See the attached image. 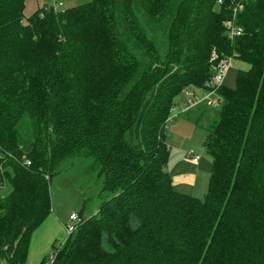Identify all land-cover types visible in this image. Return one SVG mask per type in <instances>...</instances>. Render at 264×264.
<instances>
[{"label": "trees", "instance_id": "16d2710c", "mask_svg": "<svg viewBox=\"0 0 264 264\" xmlns=\"http://www.w3.org/2000/svg\"><path fill=\"white\" fill-rule=\"evenodd\" d=\"M27 1L0 0V264H26L51 180L79 157L103 202L55 264H264V0H82L26 17ZM213 54L248 69L216 91L200 200L173 187L165 127L184 89L212 90Z\"/></svg>", "mask_w": 264, "mask_h": 264}, {"label": "rangeland", "instance_id": "374dc122", "mask_svg": "<svg viewBox=\"0 0 264 264\" xmlns=\"http://www.w3.org/2000/svg\"><path fill=\"white\" fill-rule=\"evenodd\" d=\"M55 3H62L61 9H66L81 4L82 0H28L25 15L28 17L36 10ZM246 69H248V65L245 63L232 60L222 85L227 88H234L238 72ZM182 94L177 99V104L180 105L186 101L188 94L195 96L199 103L184 114L177 113V106L172 110L171 117L165 127L168 144L172 149L168 169L171 172L180 169L182 162L184 163L188 157L187 154L199 155L202 158V168L198 174L197 191L194 192L185 186L174 189L180 193L199 197L202 200L208 187L206 170L209 168V172L211 170L210 166L206 167L205 170V165L207 166V162L208 165L211 163V158L205 150L204 142L208 136L209 125L213 120L218 119L220 107L213 106L209 102H202L204 95H209L210 99L216 100L217 96L214 93L198 90L193 94L189 88L184 89ZM102 188L103 179L100 176V169L90 158L79 157L64 163L61 172L52 178L50 184L53 215L62 225L67 227L72 223L70 221L72 214H83L85 217L96 214L103 202ZM10 190L8 183L4 187H0V197L7 196ZM44 229H46L45 233L49 231L47 227Z\"/></svg>", "mask_w": 264, "mask_h": 264}, {"label": "crops", "instance_id": "0c3cea01", "mask_svg": "<svg viewBox=\"0 0 264 264\" xmlns=\"http://www.w3.org/2000/svg\"><path fill=\"white\" fill-rule=\"evenodd\" d=\"M191 155L199 156L193 153H191L190 155L187 154L188 157H186L184 163L182 162L181 164L182 167L180 169L173 170L171 172L167 167V170L168 172L170 171L169 174L172 178V184L174 188L185 186L187 188H190V190H193L194 192H196L197 191L196 188L198 187V184H197V179L199 176L198 174L202 168V158H200L197 163H194L189 158V156ZM209 166L212 168V161L209 165L207 162V166L205 165V170H206V167H209ZM209 169L206 170L208 173V177L206 178L208 182H209L210 173H211V170L209 172ZM207 186H208V183H207ZM186 195L193 196L191 194H186ZM46 227L49 229V231L45 233L46 229L44 228ZM66 239H67L66 226L62 225L59 222V220L55 218L53 213H51V215L47 218V220L32 235L31 243L29 247V254H28L26 264H42L43 260L48 255H50L51 252L53 251V247L55 245L57 246L65 242Z\"/></svg>", "mask_w": 264, "mask_h": 264}, {"label": "built area", "instance_id": "2783aa9c", "mask_svg": "<svg viewBox=\"0 0 264 264\" xmlns=\"http://www.w3.org/2000/svg\"><path fill=\"white\" fill-rule=\"evenodd\" d=\"M52 6H53V9L55 11H59V9L61 10V8L63 7L62 3H59V4L55 3ZM239 9H241V6L235 7L234 12H233V14H234L233 19H230L224 23V27L226 29L227 37L231 41H233L235 38L241 36L243 33V30L241 28H239L235 22V16H236V13L238 12ZM212 61L215 63L213 66V76H212V78L208 84L212 90L207 91V92L214 93L216 95L217 94L216 91H217L218 87L222 86V83H223V80L227 74V71L229 70V68L231 66L232 59L230 58L227 60H220L219 61L217 55L213 54ZM202 102H209L213 106H219L218 105L219 104L218 103V97L216 100H212V99H210L209 95H204ZM198 103L199 102L196 100L195 96L193 97L192 95L188 94L186 101H184L182 103V105H180L178 108H176L177 113H179V114L183 113L184 114L187 111H189L191 108L196 106ZM189 158L194 163H197L200 159L199 156H192V155L189 156ZM70 221L72 222L71 225L66 227L67 238L69 236H71L76 231L77 227L81 223V217L78 214H72L70 216ZM66 240H65V242H66ZM65 242L58 245V247H57L58 250H55L54 254H51L50 257L48 258V260L44 264H55L57 252H59L62 249Z\"/></svg>", "mask_w": 264, "mask_h": 264}]
</instances>
